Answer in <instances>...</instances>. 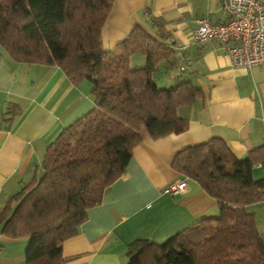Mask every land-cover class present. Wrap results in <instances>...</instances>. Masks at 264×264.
Instances as JSON below:
<instances>
[{"label":"trees","instance_id":"1","mask_svg":"<svg viewBox=\"0 0 264 264\" xmlns=\"http://www.w3.org/2000/svg\"><path fill=\"white\" fill-rule=\"evenodd\" d=\"M115 1L0 0V46L8 56L59 67L74 84L89 81L95 102L48 146L43 176L25 184L0 211L2 234L29 240L25 264H63V242L126 172L141 129L153 139L181 134L189 126L181 109L203 98L184 75L168 83L178 59L149 8L155 33L137 26L113 51L104 50L102 29ZM138 56L144 66L134 68ZM257 165L264 171V145L245 158L218 138L180 150L172 167L214 198L220 215L162 244L135 241L128 264H264V236L250 209L264 202V176L254 177Z\"/></svg>","mask_w":264,"mask_h":264},{"label":"crops","instance_id":"2","mask_svg":"<svg viewBox=\"0 0 264 264\" xmlns=\"http://www.w3.org/2000/svg\"><path fill=\"white\" fill-rule=\"evenodd\" d=\"M148 8L178 59L168 83L188 71L184 76L202 89L203 98L181 109L189 121L185 132L153 139L141 129L126 172L88 211L77 234L63 242V264H128L135 241L162 244L203 219L219 217L218 202L172 167L176 154L213 138L238 158L264 145V65L235 67L226 45L193 39L198 19L229 20L224 0H116L102 29L104 50L113 51L137 26L155 33ZM135 61L142 64L144 58ZM92 90L89 81L72 83L59 67L15 62L0 46V211L25 184L43 176L48 146L95 107ZM254 173L262 178L263 167ZM184 179V193H164ZM250 209L264 236V202ZM28 244V238L5 237L0 226V264H25Z\"/></svg>","mask_w":264,"mask_h":264},{"label":"built area","instance_id":"3","mask_svg":"<svg viewBox=\"0 0 264 264\" xmlns=\"http://www.w3.org/2000/svg\"><path fill=\"white\" fill-rule=\"evenodd\" d=\"M229 20L214 24L207 18L197 20L195 43L217 40L226 45L227 54L235 67L252 69L264 65V0H224ZM187 180L169 185L164 193L179 195L186 191Z\"/></svg>","mask_w":264,"mask_h":264},{"label":"rangeland","instance_id":"4","mask_svg":"<svg viewBox=\"0 0 264 264\" xmlns=\"http://www.w3.org/2000/svg\"><path fill=\"white\" fill-rule=\"evenodd\" d=\"M135 57H136V56H135ZM138 57H141V56H138ZM131 65H132V67L136 68L137 66H144V63L140 64L139 62H136V61L132 60ZM178 69H179V68H178ZM176 72H178V70H177ZM186 73H188V71H186V72H184V71L182 72V71H181V74H180V75H184V74H186ZM159 85H160L161 87H164L166 84L163 86V83L160 82ZM254 177H255L256 179H259V177H258V175H256V173H254Z\"/></svg>","mask_w":264,"mask_h":264}]
</instances>
